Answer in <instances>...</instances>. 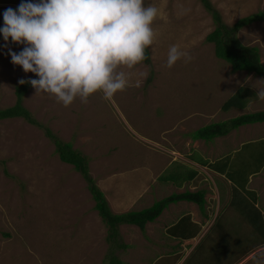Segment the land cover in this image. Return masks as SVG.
<instances>
[{
    "label": "rangeland",
    "instance_id": "1",
    "mask_svg": "<svg viewBox=\"0 0 264 264\" xmlns=\"http://www.w3.org/2000/svg\"><path fill=\"white\" fill-rule=\"evenodd\" d=\"M208 1L228 27L264 11V0ZM22 2L42 0H0V29L4 27V12L9 8L18 11ZM144 3L158 10L152 25L153 43L146 48L149 63L143 60L132 69H118L126 74L124 90L110 99L102 93L93 94L87 103L77 97L66 107L53 94L37 92L31 86L22 104L37 125L22 118L0 120V264H176L167 258L157 259L162 253L168 255L173 246L166 231L173 221L166 216L147 225L145 233L133 226H120L119 237L108 242L107 227L94 208L88 183L59 160L45 130L87 158L94 185L104 194L112 214H121L146 209L179 192L175 187L166 189L160 180L149 183L146 190H137L147 176L154 174L156 180L166 161L172 163L169 171L175 173L177 165L191 162L193 154L199 158L197 153H204L205 148L212 153L210 147L215 148L216 142L211 146L192 142L186 138L191 131L264 110V99L257 96L264 90L263 78L232 72L227 63L215 57L213 44L206 42L215 24L200 0ZM236 36L242 45L258 49L264 66V21L242 27ZM172 45L188 52L191 61L186 63L182 57L167 67ZM24 47L6 42L0 32V110L15 105L21 79H39L11 61L9 49L19 54ZM240 89L246 92L248 105L243 110L223 112L222 105ZM255 126L239 152L223 148L216 168L231 161L233 166L243 165L249 175L260 170L264 164V123ZM115 176L124 183L118 185L123 190L112 187ZM229 176L241 179L240 173ZM181 179L176 176L175 181ZM249 197L255 200L253 194ZM242 207L227 212L221 222L231 227L227 232L232 246L227 263L243 258L238 264H264V246L251 249L264 237V222L251 225L249 220L260 218L259 212L251 206L247 210ZM179 216L172 218L174 222ZM211 238L193 254L190 264H208L210 257L202 260L203 253L219 248L217 241L210 243ZM131 250L144 252L142 262L127 260ZM241 254L248 256L239 257Z\"/></svg>",
    "mask_w": 264,
    "mask_h": 264
},
{
    "label": "clouds",
    "instance_id": "2",
    "mask_svg": "<svg viewBox=\"0 0 264 264\" xmlns=\"http://www.w3.org/2000/svg\"><path fill=\"white\" fill-rule=\"evenodd\" d=\"M158 10L144 0H42L22 2L18 11L3 14L4 40L25 45L11 61L39 79H21L36 91L53 94L64 106L93 94L112 98L127 86L122 67L132 69L145 59L152 45ZM188 52L170 46L167 67ZM264 82V81H262ZM257 96L264 99V90Z\"/></svg>",
    "mask_w": 264,
    "mask_h": 264
},
{
    "label": "crops",
    "instance_id": "3",
    "mask_svg": "<svg viewBox=\"0 0 264 264\" xmlns=\"http://www.w3.org/2000/svg\"><path fill=\"white\" fill-rule=\"evenodd\" d=\"M246 105L248 104L246 103ZM255 125L256 124L239 127L228 133L226 136L215 138L210 142H205L203 140H193L190 136L192 133L191 131L188 136H186V138L191 139L192 142L198 143L199 145L205 144L207 146H211L216 142L215 148L214 146L210 147V150H213L212 153H208L207 148H205L204 153H201L202 155L200 153H197L200 155L199 158L195 157V155L193 154L191 162L177 165V170L175 173L169 171L170 168H172V163L166 161L165 165L161 168V170H163L164 172H161V175H159L156 180L152 178L154 174H151L147 176L144 181H141L142 183L140 184V187L137 188L138 191H142V189L146 190L149 183H158V180L160 179L161 180L159 184H164L166 186V189H172L174 187L177 188L179 192L174 191L175 194H180L185 191H205V205L202 210H200L198 205L195 203L180 201L176 204L169 205L166 208L168 210H163L160 216L155 220L157 221L162 216H166V219H168V221H173V223L169 222L171 224L166 228L167 238L170 239L173 244V246L171 247L172 250L168 252V255L162 253L160 256H158L157 259L159 261L167 258L170 259L169 261L174 260L176 264H183L186 262L187 264H190V262H192L193 260V254L195 252H198L200 248H202L203 243L206 239L208 240V238L212 237L210 243L213 244L214 241H217V246H219V248H217L215 252L206 250L207 253H203L202 260L206 255H209L210 261H207L208 264H228L227 256L229 255L232 246L230 244L231 236L228 235L227 232L231 227L229 225L224 226L221 223L222 219L224 217H227V212L232 213L236 210L238 211V208L241 204L243 206L242 210H247L248 208H250L249 206H251L254 210L257 211V213L259 212L258 214L260 216V218L258 219H250L249 221L251 225H257L258 220L264 222V164L255 175H249L248 172L245 171V167L240 163V166H233L231 161L227 162L222 168H216L217 164L221 161L220 154L223 152V148H230L232 153L239 152L240 148L248 143L245 142L246 140L244 139H249L248 137H250V132H252V129L258 126ZM238 132L240 136H238ZM219 149L221 151H219ZM187 159L189 160V158ZM190 164L191 167L189 166ZM196 167L199 170L196 169ZM167 170L170 172L169 174H167V176L175 175L178 177L179 174L184 170L194 171L196 172V175H194L192 180H188V178H185L178 181L177 183L180 184L178 185L173 178L167 176L164 177L165 175L163 174L168 172ZM239 173L241 178L239 181L229 176L232 175L233 177H236V175H238ZM151 179L152 181H149ZM111 184H113L112 187L116 191H119V189L123 190L122 187H118V185L123 186L124 183H122V180L116 178V176L112 178ZM125 193H127L126 188ZM250 193L254 195L255 200H250ZM120 194L122 195V192ZM175 216L179 217L174 222L172 218H175ZM155 221L151 223L153 224ZM152 224L147 223L146 226ZM120 226L132 227L133 225ZM146 226L144 232H141L140 229L136 226L133 227H136L141 233H145ZM174 227L177 229L173 230ZM215 232L217 233V235L213 236L212 234ZM128 245L126 244V246ZM176 247H178L179 249H176ZM258 247L260 248L261 246H259L258 243H254L251 249H253L252 251H254V249H259ZM138 252L141 253V255L137 253V251L131 250L129 259L127 260L129 262H142V260L144 259L143 257L145 256L143 254L144 252L142 250H138ZM246 253L247 252H244L243 254L246 255ZM243 254H241V256L239 257H244ZM195 255H197V253H195ZM134 258H137L138 260H134ZM242 259L243 258H241V260ZM241 260H239L238 262H233L232 264H238Z\"/></svg>",
    "mask_w": 264,
    "mask_h": 264
},
{
    "label": "trees",
    "instance_id": "4",
    "mask_svg": "<svg viewBox=\"0 0 264 264\" xmlns=\"http://www.w3.org/2000/svg\"><path fill=\"white\" fill-rule=\"evenodd\" d=\"M200 1L202 2L204 8L210 13L215 24L214 30L206 37V42L213 44L214 46L215 57L227 63L230 66L232 72L253 73L262 77L264 80V66L260 62V54L258 49L256 47H247L242 45L236 36L238 30H240L242 27L253 22L264 21V11L242 18L231 27H228L223 24L220 15L209 4L208 0ZM144 62L149 63V53L147 49H145ZM30 87V84L25 83L23 85L20 84L16 88L15 93L17 100L15 105L13 107L0 110V120L22 118L30 125H37V122L31 118L30 113L23 107L22 104L23 97ZM245 93L246 92L244 89L238 90L222 105L221 110L223 112H227L231 109H244L247 103V101L244 99ZM257 123H264V111L244 114L226 122L214 123L204 126L192 132L190 136L193 140H203L205 142H210L215 138L226 136L228 133L239 127ZM45 134L49 139L52 140L59 160L62 163L72 166L73 169L78 172L88 183L87 188L95 203L94 208L104 225L107 227V240L110 243L119 237L118 227L120 225H133L138 227L141 232H144L146 224L155 221L163 212V210H165L171 204H176L180 201L192 202L197 204L200 210H202L205 205V191H185L183 193L172 194L168 197L158 200L154 202L149 208L140 211H129L121 214H112L104 194L94 185L92 179L89 176L87 158L82 156L80 152L74 150L70 143H62L49 130H45ZM184 171L178 176L179 178H182L181 180L185 178L192 180L194 175H196V172L194 171L190 170L186 173H184ZM171 178H173L175 181L176 176L173 175ZM176 184L178 183L176 182ZM254 226H256V224ZM175 229L177 228L174 227L173 230ZM117 246L123 247L124 245L117 244ZM259 246H264V237L259 243ZM112 264L120 263L118 261H113Z\"/></svg>",
    "mask_w": 264,
    "mask_h": 264
}]
</instances>
